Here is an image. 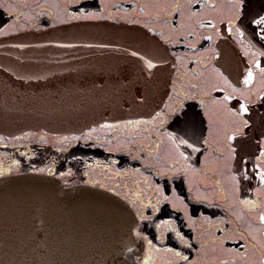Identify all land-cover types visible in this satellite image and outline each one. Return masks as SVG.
<instances>
[{
    "label": "flooded vegetation",
    "instance_id": "obj_1",
    "mask_svg": "<svg viewBox=\"0 0 264 264\" xmlns=\"http://www.w3.org/2000/svg\"><path fill=\"white\" fill-rule=\"evenodd\" d=\"M252 1L0 0V43L119 23L173 61L149 117L0 135V177L43 174L121 199L135 219L130 264H264V6Z\"/></svg>",
    "mask_w": 264,
    "mask_h": 264
},
{
    "label": "water",
    "instance_id": "obj_2",
    "mask_svg": "<svg viewBox=\"0 0 264 264\" xmlns=\"http://www.w3.org/2000/svg\"><path fill=\"white\" fill-rule=\"evenodd\" d=\"M172 69L156 37L119 23H69L1 42L0 135H79L149 117ZM134 223L99 189H64L40 174L0 177V264H130Z\"/></svg>",
    "mask_w": 264,
    "mask_h": 264
},
{
    "label": "rangeland",
    "instance_id": "obj_3",
    "mask_svg": "<svg viewBox=\"0 0 264 264\" xmlns=\"http://www.w3.org/2000/svg\"><path fill=\"white\" fill-rule=\"evenodd\" d=\"M48 135H50V134H48Z\"/></svg>",
    "mask_w": 264,
    "mask_h": 264
}]
</instances>
